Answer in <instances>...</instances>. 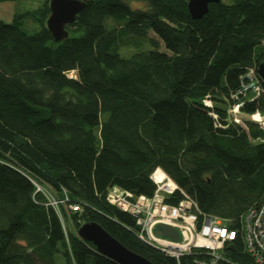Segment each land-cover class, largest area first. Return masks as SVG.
Wrapping results in <instances>:
<instances>
[{"label":"trees","instance_id":"16d2710c","mask_svg":"<svg viewBox=\"0 0 264 264\" xmlns=\"http://www.w3.org/2000/svg\"><path fill=\"white\" fill-rule=\"evenodd\" d=\"M49 1L0 18V264H119L78 235L92 221L153 264H179L108 200L113 186L153 195L159 167L178 186L167 202L185 193L239 229L264 197V130L245 116L264 112V90L240 95L242 123L228 109L264 62V0L210 3L198 19L188 0H81L59 42ZM151 30L153 48L111 52ZM35 183L65 201L60 214Z\"/></svg>","mask_w":264,"mask_h":264},{"label":"built area","instance_id":"2783aa9c","mask_svg":"<svg viewBox=\"0 0 264 264\" xmlns=\"http://www.w3.org/2000/svg\"><path fill=\"white\" fill-rule=\"evenodd\" d=\"M263 79L254 67L247 69L241 77V88L232 93L233 104L228 109L233 120L242 123L243 101L240 95L252 93L257 97L263 93ZM204 103L212 106L210 99ZM264 130V112L256 110L246 114ZM156 183L153 195H135L129 190L113 186L108 191V200L124 211L131 213L138 226V237L177 259L179 264H264V197L260 204L250 207L241 216L239 229L229 221L202 212L197 201L184 193L177 204L169 203L165 197L178 186L162 169L156 168L151 175ZM48 204L60 214L64 200L59 199L49 187L35 183ZM71 210H80L79 205H69ZM177 228L179 240L156 235L158 224ZM188 257L182 262L183 257Z\"/></svg>","mask_w":264,"mask_h":264},{"label":"water","instance_id":"95a60500","mask_svg":"<svg viewBox=\"0 0 264 264\" xmlns=\"http://www.w3.org/2000/svg\"><path fill=\"white\" fill-rule=\"evenodd\" d=\"M220 1L188 0L189 14L194 19L201 18L208 12L210 3ZM84 6L85 2L81 0L49 1L50 14L46 20V26L56 42L68 37L69 31L66 26L75 22L77 15ZM257 70L264 81V62L258 65ZM155 233L158 236L173 240L180 239L178 229L167 224H158ZM78 235L83 240L92 242L100 253L119 264H153L146 257L126 247L97 222L92 221L81 224L78 228Z\"/></svg>","mask_w":264,"mask_h":264},{"label":"rangeland","instance_id":"374dc122","mask_svg":"<svg viewBox=\"0 0 264 264\" xmlns=\"http://www.w3.org/2000/svg\"><path fill=\"white\" fill-rule=\"evenodd\" d=\"M45 1L46 0H10L2 2L0 3V18L5 21H11L16 11L23 12L26 10H34L40 6H43ZM131 5L135 7L145 6L143 2L139 1H133ZM111 21L112 18H108L107 24L109 25V23H111L110 25L112 26L116 24L114 21ZM25 24L30 30H34L38 26L32 19H27ZM152 37L157 38V35L152 30L149 32V37H138L135 35L127 36L122 42L119 41L117 44H115L111 49V52L117 53L124 57H129L135 52L151 49L153 48V43L151 41ZM161 50H166L163 45H161ZM66 223L68 224L67 220ZM68 227L73 229V226L70 224V222Z\"/></svg>","mask_w":264,"mask_h":264}]
</instances>
